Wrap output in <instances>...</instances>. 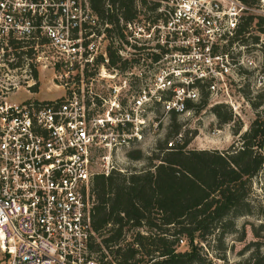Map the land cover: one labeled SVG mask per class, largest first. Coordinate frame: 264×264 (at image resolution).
<instances>
[{
	"label": "built area",
	"instance_id": "built-area-1",
	"mask_svg": "<svg viewBox=\"0 0 264 264\" xmlns=\"http://www.w3.org/2000/svg\"><path fill=\"white\" fill-rule=\"evenodd\" d=\"M158 2L148 10L136 0L132 20L119 16L126 37L112 49L127 63L122 69L111 65L107 49L111 24L90 0H0L3 264H101L90 247L93 179L125 171L113 154L141 142L155 104L165 114H189L188 102L206 86L214 103L239 114L232 88L257 65L238 30L259 7L242 0ZM44 70L60 73L64 95L11 99L20 88L35 94L30 89ZM256 84L264 86L261 71Z\"/></svg>",
	"mask_w": 264,
	"mask_h": 264
},
{
	"label": "trees",
	"instance_id": "trees-1",
	"mask_svg": "<svg viewBox=\"0 0 264 264\" xmlns=\"http://www.w3.org/2000/svg\"><path fill=\"white\" fill-rule=\"evenodd\" d=\"M108 1L111 8L107 7ZM242 1L253 7L262 3ZM141 2L148 10L159 6L158 0ZM90 3L103 22L107 19L111 24L108 34L126 37V27L119 16L125 22L132 20L137 14L136 0ZM255 19L256 15L245 17L238 30L237 40L250 50L260 42L258 34L251 35ZM258 19L260 31L264 32V17ZM109 54L111 65L117 66L120 59L116 50L111 47ZM126 66L122 62L121 68ZM260 71L264 74V62ZM246 88L255 90L250 82L240 88L241 92ZM200 90L204 95L202 103L188 102L189 109L206 105L209 90L206 86ZM263 90L264 86L254 92ZM263 103L259 101L254 106L258 108ZM216 104L212 111L220 122L232 121V107ZM225 107L229 109L226 112ZM177 120L178 114L172 113L173 129L165 141L149 151L147 166L113 169L108 175L94 177V235L90 247L101 264H207V254L202 252L199 240L215 234L224 239L236 229L239 217L255 212L249 196L251 180L264 166V109L257 112L246 131L241 132L240 127L233 130L237 138L224 150L188 149L190 138L188 134L183 136L182 124ZM171 141L173 146H169ZM139 145L140 142L126 151L129 159H144ZM143 227L147 228L146 233L141 230ZM184 241L187 248L181 250ZM251 264H264V253L256 250Z\"/></svg>",
	"mask_w": 264,
	"mask_h": 264
},
{
	"label": "rangeland",
	"instance_id": "rangeland-1",
	"mask_svg": "<svg viewBox=\"0 0 264 264\" xmlns=\"http://www.w3.org/2000/svg\"><path fill=\"white\" fill-rule=\"evenodd\" d=\"M262 4V3H261ZM256 19L253 22V28L251 29V35L255 36L260 31L258 26V17H264V6H259V10L255 12ZM264 33V32H262ZM113 39L108 38L107 49L115 46L117 40L120 39L118 34L114 33L110 35ZM251 42L253 41L250 38ZM104 44L102 41L101 47ZM113 50V49H112ZM252 55L256 61V68L244 71V78L241 81V87L251 83L252 87L257 90L256 75L261 70L264 62V34L260 40V46L252 48ZM121 63L117 64V68H121ZM112 66L110 70L113 72ZM250 72H253L252 74ZM15 74L10 73V76ZM57 74V76H56ZM59 74L54 71L44 70L39 72V83L35 88L30 89L35 94H30L26 91V88H20L17 92L11 94L13 101H20L28 97L34 99H52L64 95L66 89L58 87L60 84ZM142 75V73H141ZM86 78H88L86 76ZM2 79H7L2 72H0V83ZM141 79H144L141 76ZM140 81L139 89L144 82ZM118 77L111 80L110 83H118ZM100 86V85H99ZM241 87L232 88V96L238 102L239 114L233 116V120L229 123H221L220 120L213 113L212 109L217 104L212 100L210 93L207 98V103L201 109L197 106L191 108L189 114L178 115L177 122L182 124L183 136L190 138L188 149H227L237 138L233 135V130L240 127L241 132L246 131L252 121L255 119L258 111L264 109V103L261 107L255 108L254 103L264 101V90L261 92L249 91L251 89H244V93L241 92ZM106 89V88H104ZM204 99V95L200 91V96L196 105H200ZM232 107V106H231ZM233 109V108H232ZM228 108H224L226 112ZM234 111V110H233ZM224 112V113H225ZM149 127L144 131L143 139L140 142L139 149L142 150L144 159L131 160L126 156V151L132 150L133 147L126 148L122 152L113 154V163L118 168L131 169V168H143L148 165L146 157L149 156L151 151L157 144L159 145L166 140L168 134L172 128V113L165 114L162 105L155 104L150 110ZM153 123H158V127H154ZM170 139H172L170 137ZM168 139V141L170 140ZM132 148V149H131ZM250 200L255 207V212L252 215L241 216L237 219L236 229L228 233L224 239H220L218 234L208 236L203 240H199L200 246H202V252L207 254V264H251L253 254L256 250H260L264 253V166L262 170L252 178L250 188ZM146 233L147 228H141ZM137 230H135L136 232ZM217 233V232H216ZM179 247L181 250L187 248L186 241L181 243ZM1 257V252H0ZM0 264H3L0 261Z\"/></svg>",
	"mask_w": 264,
	"mask_h": 264
}]
</instances>
